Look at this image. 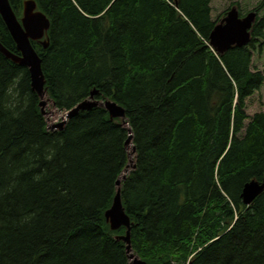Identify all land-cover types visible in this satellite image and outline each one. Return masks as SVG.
<instances>
[{"label": "trees", "instance_id": "16d2710c", "mask_svg": "<svg viewBox=\"0 0 264 264\" xmlns=\"http://www.w3.org/2000/svg\"><path fill=\"white\" fill-rule=\"evenodd\" d=\"M46 15V98L67 112L114 101L131 131L120 181L131 252L147 264H264V0L244 47L209 46L211 0H34ZM19 18L23 0H8ZM0 44L19 55L0 17ZM29 74L0 53V264H128L104 212L128 163V130L95 106L49 130Z\"/></svg>", "mask_w": 264, "mask_h": 264}, {"label": "water", "instance_id": "95a60500", "mask_svg": "<svg viewBox=\"0 0 264 264\" xmlns=\"http://www.w3.org/2000/svg\"><path fill=\"white\" fill-rule=\"evenodd\" d=\"M256 12L250 11L240 17L238 10L232 6L227 10L224 17L216 23L209 34V46L216 54L222 56L223 53L232 47H244L251 40L250 29L256 21ZM0 17L15 43L19 55H14L7 51L0 44V53L13 63L27 69L30 80V88L39 97L38 106L42 115L46 112L44 108L48 103L54 108V104L49 99H45L44 76L41 70V59L34 51L31 42H38L44 49L48 46L46 33L49 29V20L37 10L34 0H23L21 16L18 19L12 11L8 0H0ZM96 91H92L87 99L78 103L75 107L65 113L62 120L48 127L49 130H60L65 121L75 116L79 111L89 110L95 106L104 108L110 119H119L128 130V138L125 141L128 163L123 172L115 182L116 191L110 207L104 212L105 223L110 231H117L124 228L123 235H116L115 239L125 244V252L128 264H147L137 255L131 252L130 247V226L128 216L125 214L120 199V181L124 179L128 169L133 168L132 155L135 148L131 143V131L125 120L124 109L114 101L104 99L102 101L94 98ZM131 146V151L129 147ZM264 190V181H250L244 184L241 191L243 205L249 206L253 200Z\"/></svg>", "mask_w": 264, "mask_h": 264}, {"label": "rangeland", "instance_id": "374dc122", "mask_svg": "<svg viewBox=\"0 0 264 264\" xmlns=\"http://www.w3.org/2000/svg\"><path fill=\"white\" fill-rule=\"evenodd\" d=\"M260 1L262 0H211V16L212 18L218 17L223 11L228 9L232 3L238 4L241 14L245 15L249 11L253 10V8L256 7ZM263 13L264 9L258 15L261 16ZM254 55V67L258 70H264V47L261 54H259L260 56H257L256 54ZM44 111L46 112L45 118L48 127L60 122L65 115L64 112H59L54 109L50 103L46 105ZM245 111L248 116H251L256 112H264V85L258 92L247 99Z\"/></svg>", "mask_w": 264, "mask_h": 264}, {"label": "bare ground", "instance_id": "6f19581e", "mask_svg": "<svg viewBox=\"0 0 264 264\" xmlns=\"http://www.w3.org/2000/svg\"><path fill=\"white\" fill-rule=\"evenodd\" d=\"M46 16V15H45ZM129 151H131V146L129 147Z\"/></svg>", "mask_w": 264, "mask_h": 264}]
</instances>
